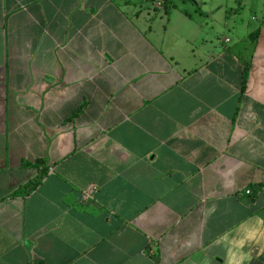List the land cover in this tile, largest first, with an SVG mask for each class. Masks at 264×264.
Wrapping results in <instances>:
<instances>
[{"label":"crops","instance_id":"0c3cea01","mask_svg":"<svg viewBox=\"0 0 264 264\" xmlns=\"http://www.w3.org/2000/svg\"><path fill=\"white\" fill-rule=\"evenodd\" d=\"M37 262L264 264V0H0V264Z\"/></svg>","mask_w":264,"mask_h":264},{"label":"trees","instance_id":"16d2710c","mask_svg":"<svg viewBox=\"0 0 264 264\" xmlns=\"http://www.w3.org/2000/svg\"><path fill=\"white\" fill-rule=\"evenodd\" d=\"M255 38H256V36H254V34H252L249 37V39H250L249 41H251L253 43V45L255 44ZM249 68H250V64H246L245 71L243 73L242 91H244L246 88L248 75H249ZM24 165L28 166L29 163H25ZM34 166H37L39 168L41 167L42 170L39 172V174L33 180H31L25 186L21 187V189L18 191V193L23 195V196L30 195L33 191H35L47 175V169L45 167V160H42V159L38 160ZM34 264H45V263L37 262Z\"/></svg>","mask_w":264,"mask_h":264},{"label":"built area","instance_id":"2783aa9c","mask_svg":"<svg viewBox=\"0 0 264 264\" xmlns=\"http://www.w3.org/2000/svg\"><path fill=\"white\" fill-rule=\"evenodd\" d=\"M96 187H91L87 190V192L85 193V199H89L92 197V195L95 193L96 191ZM247 193H250V192H247Z\"/></svg>","mask_w":264,"mask_h":264},{"label":"rangeland","instance_id":"374dc122","mask_svg":"<svg viewBox=\"0 0 264 264\" xmlns=\"http://www.w3.org/2000/svg\"><path fill=\"white\" fill-rule=\"evenodd\" d=\"M225 36H228V37H230V35H228V32L226 33V35H225ZM199 44H200V43H199ZM197 47H198V50H196V51H200L201 49H203V48H201V47H200V45H198Z\"/></svg>","mask_w":264,"mask_h":264}]
</instances>
